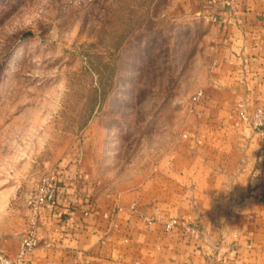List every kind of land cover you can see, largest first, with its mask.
<instances>
[{"label": "rangeland", "instance_id": "rangeland-1", "mask_svg": "<svg viewBox=\"0 0 264 264\" xmlns=\"http://www.w3.org/2000/svg\"><path fill=\"white\" fill-rule=\"evenodd\" d=\"M202 4L0 0V221L82 152L101 186L151 173L198 103L214 41Z\"/></svg>", "mask_w": 264, "mask_h": 264}, {"label": "crops", "instance_id": "crops-1", "mask_svg": "<svg viewBox=\"0 0 264 264\" xmlns=\"http://www.w3.org/2000/svg\"><path fill=\"white\" fill-rule=\"evenodd\" d=\"M201 1L214 41L182 135L128 188L99 185L87 153L66 161L31 264H264V135L237 114L264 110V0ZM25 197L0 221L11 255Z\"/></svg>", "mask_w": 264, "mask_h": 264}, {"label": "built area", "instance_id": "built-area-1", "mask_svg": "<svg viewBox=\"0 0 264 264\" xmlns=\"http://www.w3.org/2000/svg\"><path fill=\"white\" fill-rule=\"evenodd\" d=\"M235 0H222L225 7L231 8ZM202 97V91H197L195 100ZM240 122H244L255 131L264 135V110L256 108L252 114H248L242 105L237 110ZM64 164L59 163L55 168L43 171L32 181L25 197L28 209L27 225L20 235L18 250L14 255L0 250V264H31L30 254L40 244L39 224L42 216L53 209L55 194L60 186L61 174ZM134 209V204L131 205ZM105 216H107L105 214ZM176 224V220L169 221L168 227Z\"/></svg>", "mask_w": 264, "mask_h": 264}]
</instances>
